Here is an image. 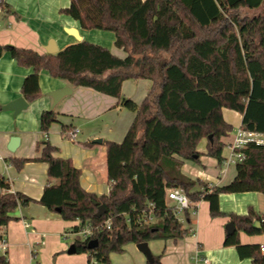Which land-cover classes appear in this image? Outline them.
<instances>
[{
  "label": "trees",
  "instance_id": "1",
  "mask_svg": "<svg viewBox=\"0 0 264 264\" xmlns=\"http://www.w3.org/2000/svg\"><path fill=\"white\" fill-rule=\"evenodd\" d=\"M242 9L262 11L248 15ZM62 12L86 30L113 31L115 46L127 56L83 39L55 54L0 44V57L9 53L20 66L34 70L24 80V98L32 101L41 95L40 71L46 70L74 86L117 97L136 114L122 141H105L112 185L109 194L98 195L82 187V170L59 156V148L45 138L59 120L54 109L43 111L40 156L7 161L17 170L27 162H46L48 183L35 200L9 191L10 183L0 176V229L15 218L19 206L33 202L82 227L110 219V229L77 239L76 247L90 260L112 264L109 255L123 252L128 243L191 234L167 203L169 188L181 187L191 203L207 201L211 217L225 215L221 194L264 193L263 144L249 143L241 150L244 158L235 164L236 176L225 185L209 187L183 171L185 163L201 162L202 140L207 141L206 155L223 165L227 144L222 138L235 130L224 118L225 108L242 116L241 128L264 133V0H71ZM144 78L152 84L141 104L122 94L125 81ZM99 205L108 209L100 218ZM228 215L236 230L226 231L225 246H234L241 259L264 264L260 245L242 244L239 236L240 231L264 233V215L252 207L244 215ZM148 216L152 220L145 222ZM90 239L99 241L97 248H88ZM0 264H8L5 255H0ZM148 264H162L161 257L152 255Z\"/></svg>",
  "mask_w": 264,
  "mask_h": 264
},
{
  "label": "crops",
  "instance_id": "2",
  "mask_svg": "<svg viewBox=\"0 0 264 264\" xmlns=\"http://www.w3.org/2000/svg\"><path fill=\"white\" fill-rule=\"evenodd\" d=\"M70 4L71 0H4L0 8V44L33 49L43 54L46 53L44 46L47 41L54 38L58 48L63 50L67 45L78 42L65 30L75 28L82 39L108 47L121 58L127 56L124 49L113 46V31L110 34L98 29L86 30L81 27L80 21L61 13ZM33 71V68L20 66L9 53L0 57V176L10 183L9 191L22 192L35 200L41 198L48 183V164L31 161L17 170L7 160L40 156L37 144L44 138L40 117L43 111L52 108L58 112L59 121L50 126L45 138L59 148V156L70 158L82 170V187L98 195L109 194L111 182L107 175L105 141H121L136 113L122 107L117 97L88 87L74 86L68 80L51 76L46 70L40 71L42 93L38 98L27 100L28 106L16 114L12 110H3L4 105L24 97V80ZM151 84V80L145 78L128 79L122 85V94L141 104ZM64 87H70L72 92L53 107L54 99L50 92ZM228 109L223 111L225 120L235 129L241 127L242 116L233 110L229 112V116L238 118L235 124L225 116ZM65 125L67 129L63 128ZM70 130H78L75 138H70ZM232 132L222 138L227 144L222 166L216 158L206 155L207 141L202 140L198 147L202 153L201 162L185 163L184 173L194 179L201 178L210 187L225 185L233 180L237 173L235 164L225 166L231 153ZM12 136L20 138L15 151L8 148ZM98 138L102 139L101 143L93 142ZM219 200L224 216L211 217L210 205L205 200L192 203L190 209L182 211L190 225L186 227L183 222L184 227L190 228L191 234L178 240L148 241L151 255L160 256L162 264H196L197 257L199 263L201 259L208 258L211 264H253L251 258L241 259L234 246H225L227 226L231 222L228 214L244 215L252 207L258 215H264V193L221 194ZM13 216L15 218L0 229V239L4 238L7 243L3 255L8 264H89L87 252H69L70 246L82 238L72 234L64 236L65 232L79 225L78 221H65L58 212L36 202L26 207L19 206ZM239 236L242 244H258L264 252V233L251 235L240 231ZM109 256L112 264H148L147 255L135 242L126 244L123 252Z\"/></svg>",
  "mask_w": 264,
  "mask_h": 264
},
{
  "label": "built area",
  "instance_id": "3",
  "mask_svg": "<svg viewBox=\"0 0 264 264\" xmlns=\"http://www.w3.org/2000/svg\"><path fill=\"white\" fill-rule=\"evenodd\" d=\"M4 2V0H0V8L2 6V3ZM78 133V130H71L69 132V136L70 138H75L76 135ZM233 141L231 142L230 146H231V153H230V157L227 158L226 164L227 165H231V164H236L237 161H242L244 156L241 152V150H243V148L249 144V143H255L257 145L259 144H263L264 145V133L261 132H253V131H247L241 127L236 128L233 132ZM112 185V183H111ZM210 187V186H209ZM169 200L174 201V207L173 210L174 212L177 213V215L180 214V212L188 210L192 207V203L187 195V193L185 192V190H183L181 187L179 188H169L168 189V198ZM145 222H148V220H152L151 216L145 217ZM79 225L72 227L70 230H68V232L64 233L65 237H68L70 234L72 235H78L82 238V240L84 239H88L91 238L92 235L96 232V231H100L102 230L104 227L107 229L111 228V221L110 219H107L102 225H98L96 227H93L89 224L85 225L84 227H82L80 225V223H78ZM7 249V243L6 240L4 238L0 239V255H3V253L6 252ZM263 249V248H262ZM202 262L199 263L198 261H200V259L197 257L196 258V264H211L210 260L208 258L205 259H201ZM89 264H99L98 260L95 257H92Z\"/></svg>",
  "mask_w": 264,
  "mask_h": 264
},
{
  "label": "water",
  "instance_id": "4",
  "mask_svg": "<svg viewBox=\"0 0 264 264\" xmlns=\"http://www.w3.org/2000/svg\"><path fill=\"white\" fill-rule=\"evenodd\" d=\"M66 32H68L69 34L75 36L77 38V40H81L82 37L80 35V32L75 29V28H66L65 29ZM46 53H51V54H55L58 53L60 51V48H58L56 40L54 38L49 39V41L47 42V45L44 46ZM72 92L70 87H64L62 89H57L54 90L52 92H50V96L53 97V107L55 105H57L62 99H64V97L66 95H69ZM28 106V102L24 97H20L14 101H12L11 103L4 105L2 107L3 110H12L14 111V113H18L19 111L25 109ZM93 142L95 143H101L102 139L98 138L97 140H94ZM20 143V138L18 136H12L10 138V142L8 144V148L11 151H15L16 148L18 147ZM98 211L96 213V217L100 218L101 216H103L106 212H107V208L104 205H99L98 206ZM258 226H261L260 223H257ZM227 230L228 232L230 231H235L236 230V225L234 222H229L228 226H227ZM99 245V241L96 239H90L89 243H88V248L89 249H95L97 248V246ZM138 248L145 254L147 255L148 259L152 257L151 253H150V249L148 247V242H144V243H139L138 244ZM77 250L76 244H72L69 248V252H75Z\"/></svg>",
  "mask_w": 264,
  "mask_h": 264
},
{
  "label": "rangeland",
  "instance_id": "5",
  "mask_svg": "<svg viewBox=\"0 0 264 264\" xmlns=\"http://www.w3.org/2000/svg\"><path fill=\"white\" fill-rule=\"evenodd\" d=\"M241 11V14H248V15H253V14H255L256 12H258V11H262L261 9H259V10H255V11H248V10H244V9H242V10H240ZM105 32H107V33H112V32H109V31H105ZM80 35H81V33H80ZM81 37H82V35H81ZM76 38V37H75ZM76 40H77V38H76ZM83 40H85V39H83ZM88 40V39H87ZM49 41V40H48ZM47 41V42H48ZM47 45V44H46ZM111 45V44H110ZM112 46V45H111ZM110 46V47H111ZM113 46L114 47H116V49H118L117 48V46H115L114 44H113ZM232 110H229L228 109V111L226 110V117L228 118V119H230V121H232V122H234L235 124H237L238 123V118L237 117H232V116H229V112H231ZM121 141H122V139H120ZM233 167V166H232ZM167 201H168V204H171V205H174V201H172V200H169V199H167ZM184 212V211H183ZM183 212H181L180 213V217H179V219L181 218L182 219V222H184V224H185V226L186 227H189L190 225H189V223L188 222H186V220H185V218H184V216H185V214L183 213ZM190 212H192V210H190ZM72 238H70V240H71Z\"/></svg>",
  "mask_w": 264,
  "mask_h": 264
}]
</instances>
